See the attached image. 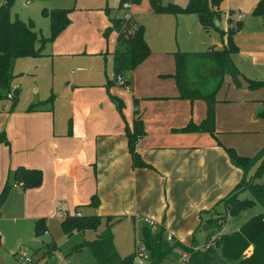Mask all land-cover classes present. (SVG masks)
Masks as SVG:
<instances>
[{"label":"crops","instance_id":"0c3cea01","mask_svg":"<svg viewBox=\"0 0 264 264\" xmlns=\"http://www.w3.org/2000/svg\"><path fill=\"white\" fill-rule=\"evenodd\" d=\"M258 1L221 0L216 25L226 30L240 23L233 35L236 50L230 54L231 59L245 78L264 80V15L252 14ZM161 2L184 6L188 0ZM72 4L80 9L87 8L79 0H55L45 8H69ZM118 6L121 15L113 14L105 5V15L95 14L92 22H77L74 10L69 9V25L43 46L40 56L18 58L13 64L16 68L17 62L23 60L25 70L22 73L35 75L39 63L50 62L48 69L46 66L48 81L42 83L43 92L39 86H33L37 96L28 98L24 104L27 108L22 111L18 108L21 93L18 83L12 85L17 96L10 100L8 109L0 99V190L8 174L18 166L41 171L38 186L24 187L21 181L14 183L0 209V245L14 255L22 251L24 264H27L25 255L32 259L28 251H41L42 244L47 242L42 238L46 236L51 241L49 256L55 261L54 249L58 246L64 247L65 255L73 257L80 251H72L75 245L92 240L101 232L105 223L97 230L66 235L61 221L76 212L96 214L102 219L109 216L113 226L129 227L131 233L127 230L126 233L119 232V237L113 235L114 246L121 256L135 250L136 240L141 237L139 217H149L163 225L166 235L185 245H190L194 234L204 238L205 231L197 230L202 214L216 206L243 174L230 162L224 148H236L230 142L232 135L249 134L255 128L260 131L264 128V120L262 123L256 119L264 101V87L251 90L242 81L237 88L229 76H224L225 84L216 93L214 136L207 132L182 131L188 123H199L205 117L206 105L200 99L179 98L176 82L175 87H166L162 81L150 80L158 70L145 73V62L150 53L137 66L139 71L133 84L129 76L137 67L126 76L122 74L127 88L117 86L115 82L107 87L111 77L106 70L102 73L96 58L103 56L105 59L110 54L112 70L117 33L112 30L104 34V31L111 27V18L122 16L120 2ZM148 11L149 1L133 3V21L141 24V15ZM159 16H170L167 18L171 24L167 25L175 24L177 34L179 27H183L184 35L177 49L204 51L226 44L225 35L220 36L212 28L204 29L194 13ZM238 16L241 17L238 19ZM15 17L21 19L18 14ZM161 18L158 17L159 21ZM78 23L85 24V28H80ZM36 26L34 23L35 30L45 37L43 30ZM143 28L150 49L152 42L148 38V29ZM84 30L95 39L92 47L88 46V41L93 37L83 35ZM111 35H115V43L109 52L107 47L104 50L103 39L107 41ZM165 50L172 52L173 48L162 51ZM46 72L41 75L45 76ZM170 73L158 72L157 76L161 80L172 79L163 77ZM15 79L12 78V82ZM107 93L122 101L121 110L111 98V101L107 99ZM5 95L0 94V98L4 99ZM51 96V102L28 110L30 105L47 101ZM135 118H140L143 125V134L136 140L135 149L148 166L134 167L128 150L125 127L131 128ZM94 195L98 200L96 206L90 204ZM44 218V235H36L35 222ZM55 222L60 224L59 230L63 232L58 234L56 242L55 235L49 230ZM238 228L223 227L221 231L232 232ZM34 253L37 262L42 254L36 257L37 253ZM219 260L217 264H229ZM169 261L174 262V258ZM70 264L82 263L77 258Z\"/></svg>","mask_w":264,"mask_h":264},{"label":"trees","instance_id":"16d2710c","mask_svg":"<svg viewBox=\"0 0 264 264\" xmlns=\"http://www.w3.org/2000/svg\"><path fill=\"white\" fill-rule=\"evenodd\" d=\"M14 0H3L0 5V89L10 90L13 78L12 68L14 61L21 57H37L42 54V48L47 42H52L69 23V9L43 8L41 14L49 20L50 34L44 37L40 31L35 30L32 20L23 21L17 17L12 18L11 7ZM126 0L120 1L121 4ZM138 3L141 0H130ZM151 8L158 13L188 14L194 13L204 29H215L220 36H226V44L222 47H210L204 51H177L174 53L175 71L173 78L178 88V97L193 101L203 100L206 105L205 117L199 123L190 122L181 130L184 132H207L214 136V106L216 93L219 90L225 75L229 76L235 87H240L242 81L251 90L264 87V80L245 78L233 63L230 54L236 50L233 35L240 28L238 22L235 27L226 30L216 25L218 18V5L221 0H188L184 5L172 2L162 4L161 0H148ZM253 15H264V0H259L252 11ZM111 27L104 34L115 30L117 33L116 46L112 56V79L106 86L109 87L116 77L125 72L132 71L150 53L148 44L144 38V28L130 19L122 17L111 18ZM18 90L15 92L17 93ZM17 96L16 94L14 97ZM118 110L123 107L122 101L110 95ZM14 99V98H13ZM52 96L47 101L32 104L28 110L40 106L44 102H51ZM257 111V116L264 120V101ZM128 150L134 167L148 166L139 156L135 149L136 140L143 134V125L140 118H135L132 127H125ZM5 138L2 136V140ZM230 162L242 170V177L234 188L219 201L224 204L226 213L221 217H212L203 222L201 219L197 230H204V244L210 243L214 233H219L218 239L205 250H194L193 246L200 243L195 234L192 236L190 245H185L174 238L167 239L163 225L159 224L152 229L148 224L141 223L140 240L145 244L148 251L147 264H159L168 257L174 248L188 255L184 264H217L212 259L215 249H219V256L229 264H264V148L256 155L242 156L234 148L225 147ZM253 169L252 173L250 171ZM41 171L38 169L18 166L13 169L0 190V209L6 199L9 189L14 183L21 181L24 187H35L41 183ZM248 191L251 197L240 198L241 192ZM97 197L91 198L90 204L96 206ZM259 203L263 211L252 215L244 221L237 230L222 232L226 216H237ZM112 217H105V224L101 232L92 240H84L75 245L72 251L87 247L95 258V264H133L134 252L121 256L113 242ZM102 217L92 214L79 216L67 215L61 221V228L66 235L85 230H97L101 226ZM45 231L44 219L35 222V233L40 235ZM218 253V252H217ZM47 255H50L48 251Z\"/></svg>","mask_w":264,"mask_h":264},{"label":"rangeland","instance_id":"374dc122","mask_svg":"<svg viewBox=\"0 0 264 264\" xmlns=\"http://www.w3.org/2000/svg\"><path fill=\"white\" fill-rule=\"evenodd\" d=\"M55 0H31L30 3L26 2L25 0H14L12 7H11V16L14 18L15 14H18V16L21 19H28L31 18L34 23H37L36 29H42L44 32L45 37L49 36L50 31L48 28V20L47 17H44L41 14V10L43 9V7H50V5L52 4V2H54ZM148 1V0H146ZM3 2V0H0V5ZM79 2H81V4L83 3L85 7L87 8H83L80 9L78 8L77 5L73 6V4L71 5V7L69 8H64V9H73L75 12V19L77 20V22L80 21H84V22H92L93 18L95 14H102L103 16L105 15V5H107L109 8H111V11L113 14H117V15H121V12L119 10V2L120 0H79ZM139 3V2H138ZM136 3V4H138ZM101 7V8H99ZM42 8V9H41ZM52 9V8H49ZM107 9V7H106ZM122 14H123V10H122ZM167 14H171V13H158L156 11H154L151 8V5L149 3V11L146 12L145 14L141 15V18L139 19L141 24L146 27L148 29V38L149 41L152 42L151 48H150V54L151 56H149L148 58V62H145L146 64V68H145V73H151L154 69H158L152 77H150V80L153 81H162V83L166 86V87H170L173 86L175 87V81L173 80V71L175 70L174 68V53L177 51H183L181 49H177L179 48V43L181 38L183 37V33H184V29L183 27H179V33L177 34V27L174 25H172L171 27H169L168 25H170L171 23L169 22L167 17L170 16H159V15H167ZM87 16L89 18H87ZM158 17H162L161 21H159ZM134 18L131 16L130 20H133ZM168 24V25H167ZM78 26L81 28H85V24H81L78 23ZM160 30V31H158ZM157 33H161V36H157ZM43 34V33H42ZM83 35H90L89 33H87L86 30H84V32L82 33ZM91 36V35H90ZM93 36H91L92 38ZM99 37V36H98ZM101 38V37H100ZM103 39V37L101 38ZM103 43H104V50H106V47L108 48L109 52H111L113 50L114 47V43H115V35H111L108 36V39L106 41V39H103ZM95 44V39L93 37V39H90L88 41V46L92 47ZM166 48L172 49L173 51H162ZM31 57V56H28ZM101 57V58H100ZM97 57V63H98V67L100 68V70L103 71L106 70V73L108 74V76H110L112 79V75L113 72L111 70V56L110 54L106 55V58L104 59L103 56ZM24 58V57H21ZM30 59V58H28ZM23 60H21V62H17L16 68H12V73H13V78H16L13 82L11 81L10 84V90L13 91V84H19L20 88H21V93L19 95L18 98V105H19V109L20 111L22 110H26L27 106H25L24 104L27 102L28 98L33 97V96H37V91H35V89H33V86H39L41 88V93L43 92L42 89V83L43 82H47L48 81V74L46 72V66L47 69L51 66L50 62L45 64V63H39L37 65V71L35 73V75H29V74H23L22 72H24L25 70V65L22 64L24 62H22ZM36 61H40V60H36ZM135 69V68H134ZM138 67L133 70L130 74V78L129 80H131V84H133L136 80V74L138 73ZM28 72V71H26ZM41 72H46L45 76L41 75ZM158 72H163V73H167V72H172L170 74L167 75H163L166 77H170L172 79H168L165 78V80H161L159 79V77L157 76ZM16 73V74H15ZM128 72H125L124 75L126 76ZM18 75V76H17ZM36 78L33 79V77ZM227 78V75H225ZM21 77V78H20ZM34 80L36 81V83L34 82ZM125 81V79H124ZM225 84V79H223V82L221 85L224 86ZM115 85V84H114ZM117 85V84H116ZM115 85V86H116ZM118 86V85H117ZM133 86V85H132ZM130 87V86H129ZM221 87V86H220ZM123 89V88H121ZM7 93L6 90H2L0 89V94L5 95ZM108 94V93H107ZM2 99V104L3 106L8 105L7 109L10 107L12 101L6 99L4 97L0 98ZM107 99L109 101L110 97L109 94L107 95ZM131 102V101H130ZM132 105V104H131ZM118 114L121 115V113L118 112ZM137 114V113H136ZM258 119V121L262 122L263 119L261 117L256 116ZM263 123V122H262ZM248 135V136H247ZM230 142H232L233 144L236 145L235 151L242 156H246L244 154H249V157H252L256 154H258L263 148H264V128L260 131L258 129L255 128V130L252 133H243V134H237V135H232L230 138ZM231 143V144H232ZM253 169L250 171V173H252ZM240 198H247V197H251L250 193L248 191H244L241 192L239 194ZM73 210V209H72ZM263 208L259 203H255L253 204L251 207L246 208L245 210H243L242 212H240L239 215L231 217V216H226V221L224 223L225 228H230L231 229H235L237 226H240L244 221H246L248 218H250L252 215L257 214L259 212H262ZM224 213H226V210L224 208V204L223 203H218L216 206L212 207L211 209L205 211L202 216H203V222L206 219H210L212 217H221ZM112 219V218H111ZM44 221H46V219L44 218ZM105 220L102 219L101 220V227L103 226V224ZM112 221V220H110ZM60 224L58 223H52L51 227H49V230L51 232V234L54 236L55 235V242H56V237H58L60 233H63L59 230ZM127 230L131 233V229L129 227L126 228V226H124L123 224L117 225V226H112V233L113 235H115L116 237H119V232L120 234H122V232L124 231V233L127 232ZM227 230V229H226ZM33 233H34V227H33ZM44 235V232L41 234ZM218 235L219 233H214V235L211 236L210 238V244L212 245L214 243V241L216 239H218ZM197 239L199 240L198 242L200 243V245H203L204 243V238L202 237V235L198 234L196 235ZM42 239H47V242L42 244V248L41 251L39 252L38 250H30V252L28 251V255L32 256L31 261L33 260V264H70L72 261L75 262L77 261V258L79 259V262L82 264H86V261L89 263L87 264H95V258L94 256L91 254V252L89 251L88 248H84L83 251L82 249L80 251H77L76 254L73 255V257H71L70 255H65L66 254V250L63 249V246H58L56 249H54V255L57 257L55 258V261H53V256L52 258L47 255L48 253V247L51 245V241H49V237L46 236L45 238ZM203 239V240H202ZM202 240V241H200ZM29 244V243H28ZM45 245V246H44ZM8 248V246H7ZM215 253L212 254V259H214V261H220L219 258H221L219 256V249H215ZM34 252L37 253L36 257H39V255L42 254V258H38L37 262H35V257L33 256V254H35ZM218 252V253H217ZM44 255V257H43ZM64 255V256H63ZM149 255V254H148ZM21 257H22V251H20V253L17 254H12L9 251H7L6 249H4L3 246L0 245V264H24L21 261ZM180 257H181V253L177 248H174L172 253L166 257L164 260H162L159 264H177V262L180 261ZM170 258H174V262L175 260H177L175 263L173 261H169ZM68 262V263H67ZM134 264H137V262H134ZM147 264V262H146Z\"/></svg>","mask_w":264,"mask_h":264},{"label":"built area","instance_id":"2783aa9c","mask_svg":"<svg viewBox=\"0 0 264 264\" xmlns=\"http://www.w3.org/2000/svg\"><path fill=\"white\" fill-rule=\"evenodd\" d=\"M131 8H132V2L130 0H126L121 4V10H123V14H122V18L123 19H130L132 16V12H131ZM241 16H238V19ZM116 84L122 87L127 88L126 86V82L124 81V79L122 78V76H117L116 77ZM5 98L8 100H13L14 98V92L9 90L6 95ZM75 215L79 216L80 213L76 212ZM139 222L142 223H146L148 224L153 230L156 229V227L158 226L157 223H155V221L149 217H139L138 218ZM167 239H171L170 235H167ZM210 246V243L207 244H203V245H197V246H193L194 250L197 249H201V250H205ZM188 255L186 252L181 251V257H180V264H184L185 261H187ZM148 259V251L147 248L145 246V244L142 243V241L140 239L136 240V247L134 250V262H137V264H146ZM25 263L27 264H31V258L25 255Z\"/></svg>","mask_w":264,"mask_h":264}]
</instances>
